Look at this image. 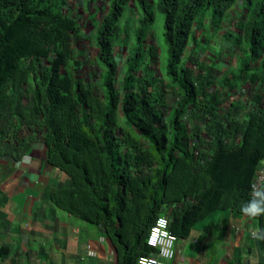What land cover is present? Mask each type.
Returning a JSON list of instances; mask_svg holds the SVG:
<instances>
[{"label":"trees","instance_id":"trees-1","mask_svg":"<svg viewBox=\"0 0 264 264\" xmlns=\"http://www.w3.org/2000/svg\"><path fill=\"white\" fill-rule=\"evenodd\" d=\"M66 1L0 0V159L19 162L41 133L55 174L49 203L100 227L120 264L149 253V227L166 212L177 237L215 211L243 214L264 161V0H245L249 9L239 24L237 41L246 47L241 80L260 84L241 118L237 102L225 110L207 103L198 74L181 64L195 18L205 12L223 17L236 0H157L166 74L179 95L169 126L160 111L162 92L150 82L129 75L122 96L113 83L112 51L122 40L119 20L131 0H112L95 32L100 94L76 75L79 56L70 42L75 22L60 10ZM133 1L142 16L129 71L141 61V43L153 22L150 0ZM257 61L260 75L248 74ZM188 109L203 115L201 132L180 124ZM251 218L264 229V215ZM259 242L264 250V240Z\"/></svg>","mask_w":264,"mask_h":264},{"label":"crops","instance_id":"crops-1","mask_svg":"<svg viewBox=\"0 0 264 264\" xmlns=\"http://www.w3.org/2000/svg\"><path fill=\"white\" fill-rule=\"evenodd\" d=\"M34 143L19 162L0 159V264H120L100 227L49 203L55 174L42 143ZM256 230L249 216L215 211L177 237L175 255L166 264L264 263ZM88 245L94 257L87 256Z\"/></svg>","mask_w":264,"mask_h":264},{"label":"rangeland","instance_id":"rangeland-1","mask_svg":"<svg viewBox=\"0 0 264 264\" xmlns=\"http://www.w3.org/2000/svg\"><path fill=\"white\" fill-rule=\"evenodd\" d=\"M112 0H67L61 7V13L75 22L71 32V47L77 52L80 64L75 68L76 75L84 82L91 84L100 94V80L103 69L96 62L97 48L94 45L96 30L107 15ZM248 5L245 0H236L223 17L205 12L195 18L191 26L190 36L181 54V64L198 74L202 97L207 102L216 101L218 110L230 108L231 103H238L241 118L246 105L260 84L251 85L241 80V65L245 56V44L237 41L241 33L239 24L246 20ZM150 11L153 22L145 32L141 43L142 58L138 65L129 71L127 58L134 45L141 13L133 0L125 6L119 25L123 29L122 40L113 47L112 58L116 64L113 83L120 96L126 89L128 76L143 78L152 84L154 89L163 95L160 111L163 121L169 126L172 112L179 100L177 91L171 87L166 74L167 49L163 39V14L157 0H150ZM260 61H264V48L260 53ZM259 61L248 65V74L260 75ZM193 110L188 109L181 117L180 124L189 130H201L198 118ZM117 122L124 124L121 112L117 113ZM201 132V131H200ZM40 135L34 145L41 143ZM202 135V134H201ZM144 143L142 138H139ZM142 255V254H140ZM139 256V255H138ZM137 256V257H138ZM135 257V259L137 258Z\"/></svg>","mask_w":264,"mask_h":264},{"label":"built area","instance_id":"built-area-1","mask_svg":"<svg viewBox=\"0 0 264 264\" xmlns=\"http://www.w3.org/2000/svg\"><path fill=\"white\" fill-rule=\"evenodd\" d=\"M257 186L264 184V161L258 165L252 184ZM252 195V187H251ZM103 238L99 239L102 242ZM177 236L169 230V220L164 215L156 217L152 225L149 227L146 237V246L149 248V253L139 255L134 264H166L173 259L175 255V243ZM87 256L94 257L95 250L88 245Z\"/></svg>","mask_w":264,"mask_h":264},{"label":"clouds","instance_id":"clouds-1","mask_svg":"<svg viewBox=\"0 0 264 264\" xmlns=\"http://www.w3.org/2000/svg\"><path fill=\"white\" fill-rule=\"evenodd\" d=\"M252 199L241 205V212L249 217L264 215V185L252 186ZM256 239L264 240V229H257L254 233Z\"/></svg>","mask_w":264,"mask_h":264}]
</instances>
